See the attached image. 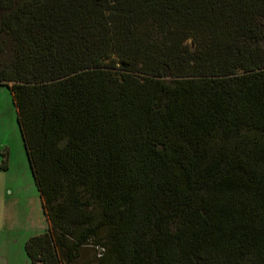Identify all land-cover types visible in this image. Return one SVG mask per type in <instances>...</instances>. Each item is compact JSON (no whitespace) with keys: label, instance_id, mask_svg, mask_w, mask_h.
Returning <instances> with one entry per match:
<instances>
[{"label":"trees","instance_id":"trees-1","mask_svg":"<svg viewBox=\"0 0 264 264\" xmlns=\"http://www.w3.org/2000/svg\"><path fill=\"white\" fill-rule=\"evenodd\" d=\"M2 85L31 264H264V0H0Z\"/></svg>","mask_w":264,"mask_h":264},{"label":"rangeland","instance_id":"rangeland-1","mask_svg":"<svg viewBox=\"0 0 264 264\" xmlns=\"http://www.w3.org/2000/svg\"><path fill=\"white\" fill-rule=\"evenodd\" d=\"M0 264H31L25 241L49 225L42 200L32 177L23 146L17 112L7 86H0ZM92 242V241H91ZM88 244L80 249L73 264L95 260Z\"/></svg>","mask_w":264,"mask_h":264}]
</instances>
